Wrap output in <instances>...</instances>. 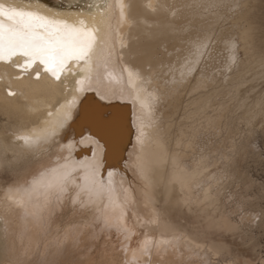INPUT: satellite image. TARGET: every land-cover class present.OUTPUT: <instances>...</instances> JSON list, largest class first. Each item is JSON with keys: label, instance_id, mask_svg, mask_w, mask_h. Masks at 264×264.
Wrapping results in <instances>:
<instances>
[{"label": "bare ground", "instance_id": "obj_1", "mask_svg": "<svg viewBox=\"0 0 264 264\" xmlns=\"http://www.w3.org/2000/svg\"><path fill=\"white\" fill-rule=\"evenodd\" d=\"M237 1L0 0L96 30L59 79L38 62L23 70L20 55L0 60V169L16 181L0 191V264H264L232 240L221 177L208 179L217 153L236 163L237 121L247 134L263 121L264 24L251 3L241 26L223 24ZM206 39L211 57L186 61ZM52 168L70 175L68 191L29 199L23 190Z\"/></svg>", "mask_w": 264, "mask_h": 264}, {"label": "snow or ice", "instance_id": "obj_2", "mask_svg": "<svg viewBox=\"0 0 264 264\" xmlns=\"http://www.w3.org/2000/svg\"><path fill=\"white\" fill-rule=\"evenodd\" d=\"M95 31L83 26H70L66 22L12 4L0 3V60H11L13 56L20 55L25 58L24 63L19 65L23 70L38 62L43 65L44 71L59 79L58 73L64 70L69 60H80L91 53L96 40ZM189 57L192 59L185 57L189 63L199 64L208 60L211 57V40L196 43ZM128 71L131 77L133 72ZM39 77L40 72L37 71L36 78ZM9 94L14 95L11 92ZM20 139L29 146L36 142L30 137ZM69 184L70 175L66 170L45 169L23 191L29 199H42L46 205L52 199L59 200L68 191ZM16 203L23 206L24 200Z\"/></svg>", "mask_w": 264, "mask_h": 264}, {"label": "rangeland", "instance_id": "obj_3", "mask_svg": "<svg viewBox=\"0 0 264 264\" xmlns=\"http://www.w3.org/2000/svg\"><path fill=\"white\" fill-rule=\"evenodd\" d=\"M51 1V0H49ZM240 1V3H239ZM243 1V2H242ZM247 1V0H246ZM245 0H238L237 2L239 5L235 7H232L234 5H231L228 11V17L226 16L225 19L222 20L223 24L232 23L240 25V23L245 22V18L241 17L240 12L241 8L248 6V3L254 4L255 9L258 11V15L262 17L264 15V0L258 1V0H249L246 2ZM257 1V3H256ZM263 1V2H262ZM246 2V3H244ZM253 2V3H252ZM255 2V3H254ZM259 2H262L258 5ZM243 3V4H242ZM262 4V5H261ZM244 5V6H243ZM261 5V6H260ZM240 6V7H239ZM243 6V7H242ZM258 7V8H257ZM261 13L259 12L260 10ZM263 8V9H262ZM235 9V10H234ZM241 9V10H240ZM232 10V11H231ZM237 10V11H236ZM239 12V13H238ZM232 13V14H231ZM236 13V14H234ZM238 13V14H237ZM231 14V16H230ZM238 17L235 20V16ZM232 17V18H230ZM258 18L261 22L260 24H264V18ZM226 19L227 22H226ZM231 20V21H230ZM225 21V22H224ZM258 21V22H259ZM241 24V25H242ZM240 25V26H241ZM263 27V28H262ZM261 27V32L264 33V25ZM236 28V27H235ZM238 37H236V43L234 45V53L236 59H242L244 57L243 48L240 45V41ZM239 47V48H238ZM242 50H241V48ZM261 50H264V45L260 47ZM237 52V53H236ZM243 56V57H242ZM235 67V66H234ZM231 68V69H234ZM259 84L256 86V88L260 85V87L263 85V81H257ZM255 88V89H256ZM264 116V114H263ZM263 121H264V117ZM261 120V122H263ZM239 122V123H238ZM256 122L255 125L251 123L250 128L253 131H250L247 134V127L246 124L242 121H237V130L234 134V138H238L239 140H244V147L242 150L237 153L236 157V163L231 164H224L222 163L223 160L216 153V162L214 163L216 170L218 169V172L211 173L208 176L209 180L216 179L218 176H220V182H221V206L219 210L226 211L225 213L229 215V217L235 221V223L238 225V229L235 231V233L232 235V240H237L238 245L243 244H250L253 246V250L256 255L261 256L264 259V122ZM261 125H260V124ZM257 124V125H256ZM239 127V128H238ZM255 127V128H254ZM238 132V133H237ZM247 137H246V134ZM249 135V136H248ZM239 154V155H238ZM217 157H220L219 159ZM218 159V160H217ZM215 160V159H214ZM221 160L220 162H217ZM234 164V165H233ZM211 165L214 168V165L211 163ZM228 173V174H227ZM14 171L11 170V167L7 166L6 164H3L2 168L0 169V191L2 188L6 187L11 182H16L14 177ZM213 175V177H212ZM215 177V178H214ZM223 178V179H222ZM228 211V212H227ZM245 216V217H244ZM196 222L191 223V225L194 226ZM197 224V223H196ZM195 224V225H196ZM239 235V236H238ZM114 237V235H113ZM243 243V244H242ZM79 244V243H78ZM75 244L76 248L72 245H68V247L65 249L62 248L63 254L70 250V247L73 248L72 254L74 256V253H76V250L84 248V245H78ZM232 245V244H231ZM80 246L82 248H80ZM64 249V250H63ZM217 257H214V255H211L209 257L211 260L213 259L218 260L220 258V255H216ZM214 257V258H213ZM28 262V261H27ZM26 262V264H27ZM203 263H206L204 261ZM200 262L199 264H203ZM59 264V263H58Z\"/></svg>", "mask_w": 264, "mask_h": 264}]
</instances>
